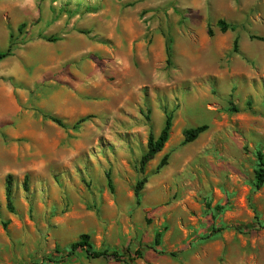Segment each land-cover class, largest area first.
Segmentation results:
<instances>
[{"label":"rangeland","instance_id":"obj_1","mask_svg":"<svg viewBox=\"0 0 264 264\" xmlns=\"http://www.w3.org/2000/svg\"><path fill=\"white\" fill-rule=\"evenodd\" d=\"M7 51L0 264H264V0H0Z\"/></svg>","mask_w":264,"mask_h":264},{"label":"trees","instance_id":"obj_2","mask_svg":"<svg viewBox=\"0 0 264 264\" xmlns=\"http://www.w3.org/2000/svg\"><path fill=\"white\" fill-rule=\"evenodd\" d=\"M216 25L222 33L228 30L231 32H234L237 29L236 24L227 23L224 20H218ZM207 34L208 36L212 35V31L210 30V28L207 29ZM232 50L235 53L239 52L237 37L234 38L233 40ZM166 53L168 56L169 54L168 47L166 49ZM7 55H8V51L4 53H0V59L6 57ZM48 118L55 124L64 127V125L61 123L59 119L55 117H48ZM171 125H172V116L167 114L165 116L164 126L162 130L160 131L159 135L157 136V138H154L152 134L149 135L147 139V144H146V152L142 155L140 159L141 169H143L144 166L150 160H152L157 153H159L162 150L164 144L167 142L169 138ZM206 129H207L206 125H201L195 128L187 129L184 132L183 143L185 144V143L194 141ZM257 160H258V166L254 170V179H255V188L259 189L264 184V155L261 152L257 153ZM165 161H166V156H164L163 159L160 161L158 167L159 168L162 167L165 164ZM107 181H108L109 187H111V182H110V178L108 175H107ZM143 182L144 181H140L134 189V194L136 197H138V194H139L140 189L142 188ZM23 187H24V190L27 191V178L26 177L24 179ZM5 201H6V207L8 211L12 213L14 211V207H13V197H12V177L11 176H7L5 180ZM3 226H5L4 223H3ZM160 236H161L160 232H157L155 234L154 242L156 246L160 244ZM76 251L84 252L91 259H98V258H105V257H112L115 259L118 258V254L114 251L109 252L107 250L93 249L92 244L90 242V238L86 234L80 235L79 238L70 245L69 254H72ZM136 254L139 255L140 254L139 251H136Z\"/></svg>","mask_w":264,"mask_h":264}]
</instances>
